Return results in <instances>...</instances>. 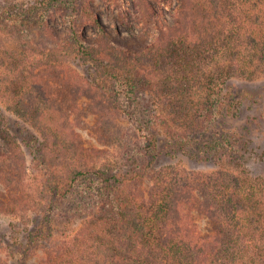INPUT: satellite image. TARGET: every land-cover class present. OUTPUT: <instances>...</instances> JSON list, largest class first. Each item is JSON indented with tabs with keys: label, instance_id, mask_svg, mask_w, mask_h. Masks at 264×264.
Instances as JSON below:
<instances>
[{
	"label": "trees",
	"instance_id": "trees-1",
	"mask_svg": "<svg viewBox=\"0 0 264 264\" xmlns=\"http://www.w3.org/2000/svg\"><path fill=\"white\" fill-rule=\"evenodd\" d=\"M133 1L140 19L154 20L152 26L156 29L142 52L144 59L150 61L148 86L162 106V109L154 110L155 117L161 120L156 124L167 128L173 121L184 126L183 129L194 128L205 133L218 123V117L226 116L229 111L234 116L241 111L242 101L237 98L236 91L232 88L223 90L222 85L231 77L254 73L256 67L252 66L256 62L264 64V23L256 28L250 27L248 21L253 16L245 6L249 0H184V5L177 0L174 6L172 0ZM158 2L173 15L174 24L168 25L166 19L160 22L154 18L158 14L155 6ZM2 4L0 54L8 52L5 41L15 39L21 42L22 16L28 9L23 3L18 5L4 0ZM183 10L188 12L186 22L180 15ZM74 14L66 25L68 38L64 43L69 46L80 40L78 15L87 16L95 26H99L98 16L84 3L80 7L74 6ZM103 32L105 37H109L107 32ZM48 51L56 53L53 46L48 47ZM72 52L92 57L80 45ZM119 53L121 57L126 55L125 50H119ZM26 57L21 51L8 55L12 65L9 72H5L6 78L0 80V94L8 97L19 115H26L42 124L45 131L49 129L46 145L58 155V159L57 163L44 168L41 178L35 177V183H26L23 163L17 154L10 153L19 168L10 169L15 178L2 177V180L6 188L18 191L20 198L8 202L0 199V213L8 212L20 219L28 213H35L38 202L33 194L38 187L51 192L54 200L49 204H58L73 194L80 175L85 172H90L92 180L102 185V199L101 196L97 199L98 203L102 202V211L95 210L88 224L95 226L102 222V226L83 231L76 248L62 242L57 249H50L44 259L45 264H264V173L252 175L241 168L242 157L254 146H249L245 138L250 132L249 122L244 124L245 129L234 131L231 144L225 145L221 137H217L219 146H215L213 151H202L217 163L215 171L208 174L180 172L177 176L168 177L153 173L152 162L158 157L154 127H149L145 134L148 143L145 153L150 157L151 175L147 171L129 174L112 167L87 170L77 162L72 164L64 160V133L50 132L60 113L51 105L39 107L43 98L49 101L50 97L40 93L46 83L38 80L33 61ZM44 58L43 64L52 68L53 59L49 56ZM113 70L103 71L110 79L124 76L127 80L130 71L134 72L130 67L119 73ZM26 93L37 100L34 111L23 109ZM112 103L114 107L121 108L116 99ZM6 117L0 113V125L3 124L0 132L14 149L16 146L19 148L23 139L13 137L8 127H4ZM201 133L199 139L206 140L203 147L209 146L210 139L216 140L215 132L210 136ZM182 134L177 132L172 138L182 137ZM51 137H54L53 141ZM182 142L174 139V143ZM39 160L36 159L41 164ZM57 166L66 170L58 179L53 178ZM146 178H150L152 183L143 188ZM194 190L203 197L205 210L211 215L212 223L204 232L186 213L188 208L183 195L188 191L194 198L197 194ZM52 214L51 218L57 216V212ZM34 230H28L25 236L29 244L42 236ZM24 250L25 260L27 247Z\"/></svg>",
	"mask_w": 264,
	"mask_h": 264
},
{
	"label": "rangeland",
	"instance_id": "rangeland-1",
	"mask_svg": "<svg viewBox=\"0 0 264 264\" xmlns=\"http://www.w3.org/2000/svg\"><path fill=\"white\" fill-rule=\"evenodd\" d=\"M3 1L0 0V9ZM6 1L18 5L23 3L28 9L22 16L21 42H16L15 39L4 42L8 52L0 54V80L6 78L5 72H9L12 65L9 54L21 51L29 57L28 61H33L32 66L36 68L38 80L46 83L43 86L45 89L40 93L50 97L49 101L43 98L39 107L51 105L60 113L57 114L59 118L57 117L50 132L64 133L62 135L66 145L63 147L65 161L72 164L77 162L92 171L112 167L129 174H142L147 171L151 175L152 170L148 166L150 157L145 153V147L148 145L145 134L149 127H154L158 157L152 162L155 169L153 173L159 172L168 177L177 176L180 172L208 174L215 171L217 163L206 152L219 146L217 137H221L225 145L231 144L234 131L242 129L244 124L249 122L250 132L245 138L248 139L249 146H254L244 158L242 157L241 168L252 175L264 173V64L256 62L252 66L256 67L254 73L245 77H231L222 85L223 90L232 88L236 91L237 98L242 101L239 106L242 110H238L234 116L232 111H229L226 116L218 117L215 126L205 133L200 132L208 136L215 132L217 140L210 139L209 146L203 147L206 140L199 139L200 133L194 128L183 129L184 126L173 121L169 122L167 128L156 124V121L161 123V120L155 117L154 110L157 111L160 107L162 109V106L148 86L150 61L145 60L142 55L156 29L152 26L154 20L140 19L133 0ZM176 1L172 0L173 6ZM180 2L182 5L186 4L184 0ZM81 3L88 5L92 13L98 16L99 26H95L87 16L78 15L77 29L80 40L69 46L64 43L68 38L67 20L74 14V6L80 7ZM155 6L158 10V14L154 15L155 19L160 22L166 19L168 25L175 23L173 15L163 4L158 2ZM245 6L253 16L248 21L250 27L263 25L264 0H249ZM187 13L184 10L180 12L183 22H186ZM150 15L153 13L150 12ZM103 31L107 32L109 37H105ZM79 45L89 51L92 57L82 52H72V49ZM50 46L55 47L56 53L48 51ZM119 50H125L126 55L121 57ZM45 56L53 59L52 68L43 64L42 59H45ZM127 67L137 72L135 74L130 71L128 80L124 76L110 79L111 77L103 71L114 69L119 73ZM30 95H24L25 105L22 106L23 109L34 111L37 100ZM113 99H116L121 108L113 106ZM0 113L7 116L4 127H8L13 137L23 139L20 140L22 146H16L14 149L0 132V199L8 202L20 198L19 192L6 188L2 180V177L15 178L10 169L18 166L12 161L10 153L17 154L23 163L26 183H35V177L41 178L45 173L44 168L57 163L58 155L53 154L46 145L45 139L50 135L49 129L45 131L42 124H37L26 115H19L8 97L3 94H0ZM0 126L3 127V124ZM177 132H183V136L172 138ZM174 139L183 141L182 146L174 143ZM51 140L53 141L54 137H51ZM36 159H40L41 164L37 163ZM64 173L65 168L57 166L53 178L58 179ZM92 176L90 172L80 175L73 194L55 205L49 204L54 200L51 192L38 187L33 194L38 202L35 208L37 211L28 213L24 219L8 212L0 213V264H45L44 259L50 249H57L62 242L70 243L76 248L79 246L78 237L83 231L100 228L102 222L95 226L88 225L94 211H102V202H97L98 197L101 196L102 199V185H97ZM151 183L152 180L146 178L142 186L147 188ZM197 194L193 198L186 191L183 199L187 202V215L204 232L212 223L211 215L205 210L203 197ZM54 212H57V216L51 218ZM28 230L37 231L42 236L29 244L25 237ZM26 247L27 257L24 260Z\"/></svg>",
	"mask_w": 264,
	"mask_h": 264
}]
</instances>
